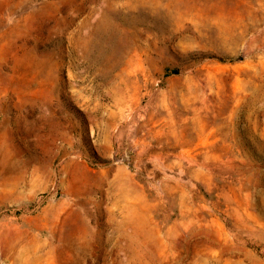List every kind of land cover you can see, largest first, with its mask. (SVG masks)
Returning a JSON list of instances; mask_svg holds the SVG:
<instances>
[{
  "label": "rangeland",
  "instance_id": "1",
  "mask_svg": "<svg viewBox=\"0 0 264 264\" xmlns=\"http://www.w3.org/2000/svg\"><path fill=\"white\" fill-rule=\"evenodd\" d=\"M0 264H264V0H0Z\"/></svg>",
  "mask_w": 264,
  "mask_h": 264
}]
</instances>
